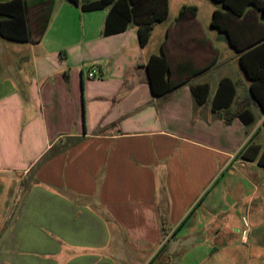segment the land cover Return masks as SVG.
Masks as SVG:
<instances>
[{"label": "crops", "instance_id": "0c3cea01", "mask_svg": "<svg viewBox=\"0 0 264 264\" xmlns=\"http://www.w3.org/2000/svg\"><path fill=\"white\" fill-rule=\"evenodd\" d=\"M24 3L29 41L2 38L14 44L0 56V264H217L222 240L239 239L233 215L264 202V111L240 54L223 39L234 52L224 61L208 36L216 8L207 24L194 5L182 19L187 5L172 20L169 8L142 47L134 24L103 36L109 7ZM153 55L183 82L167 97L148 83ZM252 238L231 248L232 264H264V232Z\"/></svg>", "mask_w": 264, "mask_h": 264}, {"label": "trees", "instance_id": "16d2710c", "mask_svg": "<svg viewBox=\"0 0 264 264\" xmlns=\"http://www.w3.org/2000/svg\"><path fill=\"white\" fill-rule=\"evenodd\" d=\"M38 3H51L53 0H34ZM79 6L81 0H67ZM221 4L222 10L213 12L211 25L219 34L226 37L230 46L240 54V65L252 81L251 92L257 103L264 111V2L262 0H213ZM110 8L107 16L103 36H110L127 31L131 24L138 30L139 41L142 47L148 45L156 24L167 19L169 13V0H84L81 5L83 11H96ZM196 11L193 7H183L180 18H187ZM0 36L14 42L25 43L29 41L27 15L24 0H9L0 3ZM48 22V19L46 23ZM44 23L43 30L46 28ZM147 80L152 92L158 97H167L171 92L183 85V82L174 83L169 79L171 68L164 55H153L145 65ZM66 82H70V71L64 73ZM227 122L238 117L245 123L254 122L243 113L226 112ZM250 123V122H249ZM83 141L79 137L69 140L64 146L54 145L43 157L42 162L32 171L38 170L41 164L63 153L67 149ZM260 151L257 147L253 158L248 156V150L242 154L245 160L255 159ZM264 165V154L259 159ZM26 185V182H23ZM163 239L169 233V222L165 215H161Z\"/></svg>", "mask_w": 264, "mask_h": 264}, {"label": "rangeland", "instance_id": "374dc122", "mask_svg": "<svg viewBox=\"0 0 264 264\" xmlns=\"http://www.w3.org/2000/svg\"><path fill=\"white\" fill-rule=\"evenodd\" d=\"M1 1V0H0ZM263 1V0H262ZM84 0H81V3H83ZM264 2V1H263ZM215 4V5H214ZM182 5H187L186 7H193L196 6L199 9V19L201 20V22L203 24H207L209 19L212 17V8H216V9H220L222 10V6L219 3H214L212 0H169V8H170V19H173V16L178 17L179 16V9L181 8ZM262 16V14H261ZM0 19H2V17L0 16ZM170 20V22H171ZM174 21V20H173ZM207 33L210 39H212L214 42H216L217 46L220 48L221 51V58L224 61H229L231 62L232 59V54H234V52L230 49L229 45L227 42H225V40L227 41L226 37L219 34L217 30H210L209 28H207ZM160 34H161V30L158 29L155 33V35L153 36V40H152V45L150 48H157L159 47V41H160ZM219 38L225 39V40H220ZM9 41L3 40L2 37L0 36V56H6L8 49L13 46ZM89 66H87L85 68V72L87 71ZM253 209V210H252ZM251 209V212L244 210H241L239 213H237V215H233V222L234 225L236 226L235 228V233L239 235V239H235V241L228 239L227 237H225L222 240V251H218V254H216L215 258H217L218 260H216L217 264H232L231 262V248H235V249H241L243 250H247L249 247V244L247 245V241L244 240V236L246 238L250 237V235H253L252 240L250 241V244H252L254 242V237L255 236H259L264 232V202L262 200V196L259 194H257L254 197V202H253V208ZM259 220V223H261L259 226H256V224L254 225V223L256 221ZM253 224V225H252ZM182 235V234H180ZM242 238V240H241ZM167 240H169V238L167 239H163V237L161 238V241L164 243L167 242ZM180 242L177 243L179 244V246L181 248L184 247V242L183 240H179ZM211 240L208 241V243ZM241 241L244 245H241ZM190 242V241H189ZM194 242V241H193ZM192 242V243H193ZM233 242V245H232ZM6 244V242H5ZM4 244V245H5ZM173 245V241L171 243ZM171 245V246H172ZM261 247H263V243L259 244ZM182 258H185L184 256H179L177 258H174V260L172 261L171 264H181L182 262ZM186 263V261L183 262V264ZM161 264H164V262H162Z\"/></svg>", "mask_w": 264, "mask_h": 264}, {"label": "built area", "instance_id": "2783aa9c", "mask_svg": "<svg viewBox=\"0 0 264 264\" xmlns=\"http://www.w3.org/2000/svg\"><path fill=\"white\" fill-rule=\"evenodd\" d=\"M97 75V71L96 70H92L90 73H89V77L90 78H94L96 77ZM244 240L246 241V237L244 236Z\"/></svg>", "mask_w": 264, "mask_h": 264}, {"label": "water", "instance_id": "95a60500", "mask_svg": "<svg viewBox=\"0 0 264 264\" xmlns=\"http://www.w3.org/2000/svg\"><path fill=\"white\" fill-rule=\"evenodd\" d=\"M261 19L264 20V14H262Z\"/></svg>", "mask_w": 264, "mask_h": 264}]
</instances>
